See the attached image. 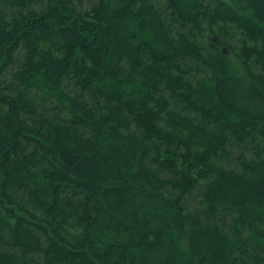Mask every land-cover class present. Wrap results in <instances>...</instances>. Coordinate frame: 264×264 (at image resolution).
I'll return each instance as SVG.
<instances>
[{
	"label": "trees",
	"instance_id": "16d2710c",
	"mask_svg": "<svg viewBox=\"0 0 264 264\" xmlns=\"http://www.w3.org/2000/svg\"><path fill=\"white\" fill-rule=\"evenodd\" d=\"M0 264H264V0H0Z\"/></svg>",
	"mask_w": 264,
	"mask_h": 264
}]
</instances>
